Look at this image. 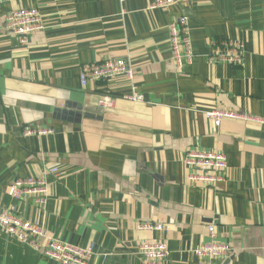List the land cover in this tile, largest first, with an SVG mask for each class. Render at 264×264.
<instances>
[{
	"label": "crops",
	"instance_id": "1",
	"mask_svg": "<svg viewBox=\"0 0 264 264\" xmlns=\"http://www.w3.org/2000/svg\"><path fill=\"white\" fill-rule=\"evenodd\" d=\"M154 0H8L0 4V212L15 202L12 181L48 175L44 211L31 199L24 220L69 244L93 243L88 264H143L137 246L167 245L165 264H197L192 250L215 241L217 264H264V125L222 119L220 110L264 120V0H189L149 10ZM36 9L46 23L26 44L5 16ZM188 19L192 64L175 70L168 26ZM240 43V65L208 60ZM127 60L133 78L88 83L80 72ZM139 95L140 102L126 97ZM102 97L113 107L97 106ZM52 129L48 136L24 130ZM217 151L227 172L214 188L185 184V153ZM56 168L57 174H49ZM163 230H141L140 226ZM0 264H56L0 232Z\"/></svg>",
	"mask_w": 264,
	"mask_h": 264
},
{
	"label": "built area",
	"instance_id": "2",
	"mask_svg": "<svg viewBox=\"0 0 264 264\" xmlns=\"http://www.w3.org/2000/svg\"><path fill=\"white\" fill-rule=\"evenodd\" d=\"M8 0H0V4ZM121 6L125 0H117ZM189 0H154L149 10L168 9L174 5L186 7ZM5 29L16 36L21 44H26L35 33L45 30L46 23L36 9H20L8 13L5 16ZM169 51L175 70H181L185 65H191L190 40L188 36V19L185 15L178 16L169 26ZM212 63H227L240 65L244 60V50L240 43L222 42L209 56ZM118 77L128 80L133 78V69L129 61L117 58H108L105 61L84 68L79 74L82 88L88 83L106 81ZM132 102H140L143 98L139 95L126 97ZM113 99L102 97L97 106L103 110L113 107ZM215 128L219 127L222 119H241L253 121L264 125V120L239 116L220 110H208L203 112ZM52 129L24 130V136H48L52 135ZM183 165L189 169L185 177V184L200 188H214L223 180L227 172L226 157L217 151L193 150L185 153ZM57 169L49 170V174L56 175ZM48 175L29 176L24 179L12 181L6 190V194L15 202L0 212V232L20 244L37 252L41 258L53 261L56 264H88L95 255V245L88 244L85 247L75 246L48 235L43 226L37 221L24 220L21 217L20 205L31 199L36 209L44 211L50 198L51 183ZM141 230H163L161 226H140ZM208 243L192 250L197 259V264H217L230 253V248L224 243L216 242L215 231L212 225L207 226ZM137 254L143 264H165L170 256V251L165 243L159 241H147L137 246Z\"/></svg>",
	"mask_w": 264,
	"mask_h": 264
}]
</instances>
